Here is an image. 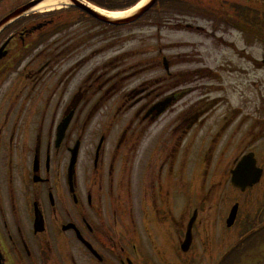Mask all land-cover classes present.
<instances>
[{
    "label": "flooded vegetation",
    "instance_id": "flooded-vegetation-1",
    "mask_svg": "<svg viewBox=\"0 0 264 264\" xmlns=\"http://www.w3.org/2000/svg\"><path fill=\"white\" fill-rule=\"evenodd\" d=\"M25 4L26 0L12 2L0 12V21ZM41 27L23 16L0 32V49L6 44L0 62V97L1 101L14 97L12 106L10 101L0 105V264H164L170 252V222L181 225L180 231L185 227L184 217L171 220L179 198L182 208L185 205V192L174 195L177 185L169 183V160L175 161L179 144L174 149L167 140L150 144L143 149L147 155L138 170L134 158L142 133L153 122L152 116L145 119V115L165 96L158 87L165 90L168 85L153 84L140 93L132 123L137 126L130 137L117 132L111 136L106 127L101 136L88 138L82 149L80 142L81 160L70 181L69 145L85 138L86 127L80 125L91 109L93 89L82 87L59 95L57 88L52 89L56 101L61 96L60 104L64 103L60 110V104L56 108L50 134L58 112L71 110L77 116L63 144L53 150L49 145L44 152L42 126L38 127L41 106L34 87L37 78L43 80L40 76H56L63 60L42 57L41 52L28 56L41 46L36 35ZM56 48L55 55L62 54ZM28 81L31 87L25 90ZM25 93L33 97L31 104L16 105ZM115 95L120 100L106 107L104 102ZM128 97L112 88L92 107L112 112ZM199 116L195 113L191 120L179 122L174 137L181 140L184 125H192Z\"/></svg>",
    "mask_w": 264,
    "mask_h": 264
},
{
    "label": "rangeland",
    "instance_id": "rangeland-1",
    "mask_svg": "<svg viewBox=\"0 0 264 264\" xmlns=\"http://www.w3.org/2000/svg\"><path fill=\"white\" fill-rule=\"evenodd\" d=\"M118 1L122 0H113L110 5L118 6L129 2V0H123V3L119 4ZM12 2H16V0H7L1 6L0 12L5 11ZM218 6L223 7L220 3L216 7ZM78 16L79 14L75 13L73 19L67 18L66 24L69 23V28L55 30L51 27L48 29L49 32H54V35L48 40L50 42H45L35 51L31 50L32 58L41 50L46 52V56H49L57 49V46L64 51L61 57L63 64L57 67L56 76L44 77L42 75L39 78H43V80L36 79L37 84L34 89L35 91L41 90L36 97L40 101L41 108L44 109L47 104L51 107L59 106L57 101L56 104L54 103L56 97L51 91L52 88L57 87V90L60 89L62 93L64 91L73 93L77 92L78 88L86 89L93 83L95 87L90 94L98 88H110L117 82H113L112 75L108 74L105 68L111 67V65L116 66L115 64L121 63L120 60L126 66L124 68L131 69L135 75L128 85H137L161 74L162 69H156L157 65L148 64L146 61L152 58L156 63V59L163 56L168 58L171 65H176L175 72L183 73L189 78L198 76L200 80L195 85L191 83L193 85L191 91L196 92L191 93L185 102L186 104L200 102L207 110H213V113L208 114L209 116L204 119L206 128L194 132L191 144L187 148L186 157L189 158L194 144L198 145L201 140L208 139L209 135L210 138L213 135L215 138L210 142V147L206 151L207 170H209V163H212L209 173L203 175V178L208 181L209 186L206 189V184L203 183L204 188L201 190L204 192L203 202L195 207L200 208L196 244L190 253V258L184 262L195 259L196 264H216L217 260L232 245L228 238L237 236L236 230L232 229L233 231L229 230L232 232H227L226 228L227 214L231 210L233 201L239 199V195L232 190L233 187L230 184L232 163L240 154L264 150V140L257 139L259 132L256 129L262 117L259 108L260 101L263 100L260 99L261 94H264V65L262 64L264 43L251 36L243 43L242 35L237 31L223 35L226 32L205 16H200L197 19L192 17L184 19L165 12L161 16L150 15L136 26L119 30L100 27L91 21L82 26L75 25ZM186 24L200 29L199 31H189L180 27V25ZM42 31L44 33V30ZM73 32L77 35L74 39L71 38ZM233 40L235 41L233 45L228 43ZM71 41L76 44L72 45ZM247 56L248 58H246ZM179 63L183 66L178 67ZM198 67L201 69L197 70ZM116 70L111 68L113 72ZM66 71L70 72V75L62 78V74ZM55 77L56 80H54ZM105 84L106 86H104ZM29 87H31L30 81H28L25 90ZM45 88L47 92L51 91L49 93L51 100L42 102V96L46 92ZM58 99L61 97L59 96ZM117 99L118 97H115L110 100L108 106H113ZM63 103H61L60 109ZM132 103L133 101H128L124 104V100L121 103L119 115L121 117L118 119L123 123L132 117L133 111H129ZM176 111L180 112L179 106L176 107ZM114 115L115 110L110 113L109 122ZM60 116L57 123L62 120V113ZM175 118L176 116L172 113L163 119V124L168 125ZM84 120L88 122L87 132H90L98 122L97 126L100 128L106 123L103 111L85 114ZM209 129L212 131L210 134ZM185 141L184 138L182 149L187 147ZM198 158V149L194 148L188 160L187 170L190 171L187 175H193L191 169ZM186 177L188 178V176ZM184 183L185 189L188 187L193 189L196 182L194 179H186ZM213 185L217 189L212 191ZM260 192V187L251 190L252 199L257 200ZM254 194L255 197H253ZM194 209L191 205L186 206L187 219L191 218ZM171 232L174 230L171 229ZM257 253H260V250ZM262 253L264 254V251ZM256 263L257 261L243 260V264Z\"/></svg>",
    "mask_w": 264,
    "mask_h": 264
},
{
    "label": "water",
    "instance_id": "water-1",
    "mask_svg": "<svg viewBox=\"0 0 264 264\" xmlns=\"http://www.w3.org/2000/svg\"><path fill=\"white\" fill-rule=\"evenodd\" d=\"M154 2H152L150 5H148L147 7L139 10L138 12H136L135 14H133L132 16L125 18V19H120V20H113V19H109L106 18L104 16H101L93 11L88 10L93 16H95L96 18L104 21L105 23L108 24H113V25H127L130 23L135 22L136 20H138L141 16H143L149 9L150 7L153 5Z\"/></svg>",
    "mask_w": 264,
    "mask_h": 264
},
{
    "label": "bare ground",
    "instance_id": "bare-ground-1",
    "mask_svg": "<svg viewBox=\"0 0 264 264\" xmlns=\"http://www.w3.org/2000/svg\"><path fill=\"white\" fill-rule=\"evenodd\" d=\"M60 9H62L61 1H48V2L41 4L36 9H34V12H32V13H36V12L37 13H51V12H55V11L60 10ZM99 11H101V10H99ZM102 12H104L105 14L110 15L112 17L119 18V17L125 16L130 11L127 13L126 12L125 13H120V12L109 13L106 11H102Z\"/></svg>",
    "mask_w": 264,
    "mask_h": 264
}]
</instances>
